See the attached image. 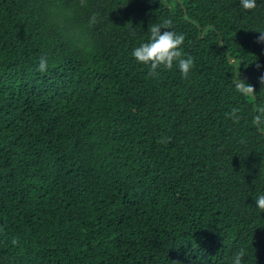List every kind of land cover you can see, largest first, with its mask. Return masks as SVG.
<instances>
[{"label":"trees","instance_id":"obj_1","mask_svg":"<svg viewBox=\"0 0 264 264\" xmlns=\"http://www.w3.org/2000/svg\"><path fill=\"white\" fill-rule=\"evenodd\" d=\"M47 3L0 0V264H264V0H89L85 46ZM169 17L187 78L131 55Z\"/></svg>","mask_w":264,"mask_h":264},{"label":"clouds","instance_id":"obj_2","mask_svg":"<svg viewBox=\"0 0 264 264\" xmlns=\"http://www.w3.org/2000/svg\"><path fill=\"white\" fill-rule=\"evenodd\" d=\"M239 2L244 10L254 9L257 4V0H239ZM44 16L48 23L64 29L68 39L80 46L88 43L89 30H92L101 18L99 10L90 5L89 0H49ZM173 25L174 21L171 17L150 24L147 38L132 49L131 55L137 62L148 66L152 75H158V69L176 68L182 77L187 78L195 66V59L184 51L182 45L185 35L177 31ZM260 31L258 40H264V30ZM48 64V56L42 55L38 60L37 68L39 71H46ZM239 92L247 96L251 94L252 89L242 86ZM239 111L238 108L231 110L233 119L240 118ZM252 123L264 131V111H257L252 116ZM255 204L260 210H264V193L255 197ZM245 255L244 249L236 250L231 264H244Z\"/></svg>","mask_w":264,"mask_h":264}]
</instances>
